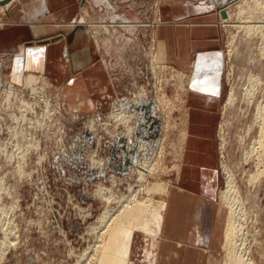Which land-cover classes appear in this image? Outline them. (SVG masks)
<instances>
[{
    "label": "rangeland",
    "instance_id": "1",
    "mask_svg": "<svg viewBox=\"0 0 264 264\" xmlns=\"http://www.w3.org/2000/svg\"><path fill=\"white\" fill-rule=\"evenodd\" d=\"M162 1L132 0V7L139 15L138 21L129 23L133 34H118L115 31H120L113 27L106 32L105 25L91 22L95 39H105L121 101L114 104L116 98L94 113L78 111L77 106L69 107L45 74L26 73L20 75L21 80L14 79L6 60L0 58V247L2 243L4 247L8 245V258L2 264H75L78 254L94 243L95 235L89 234V228L97 223L107 206L106 201L95 194L99 185L110 187L113 197L118 200L121 195H127L126 211L136 203L145 207L144 204L150 201L146 207L152 203L151 206L145 208L151 216L166 200L165 195L150 190L154 183L170 187L177 175L184 141L181 87L185 88V78L181 85L178 78L171 80V73L165 69L160 73L155 90L157 80L151 67V53L155 52L152 34L159 24ZM225 7L226 10L230 8L231 20L222 17L220 21L227 55L226 95L218 125L220 150L221 122L231 142L227 144L226 155L220 156L224 178L220 200L227 208L226 229L234 224L236 231L230 242L225 237L223 246L229 242L244 264H264V172L257 184L249 185L247 181L249 173L256 169L254 157L261 154L263 161L259 168L264 171V152L261 153L258 144L255 145L257 155L250 160L252 164L243 157L244 150L259 136V126L253 121L257 117V105L264 103V81L252 76L259 75V71L252 72L256 69L252 68L256 62L253 56L257 53L261 57L260 47L264 45V40L254 31L264 20V0H233ZM4 9L0 7V27L7 23L2 17ZM259 29L263 32L264 26ZM157 54L162 62L165 61L160 58L158 48ZM28 75L36 77L31 85L26 83ZM232 89L237 93V100L230 104ZM142 90H146L144 97L148 100L154 102L155 99L153 115L158 118L155 120L160 124V133L156 138L150 134L147 139L141 138L142 142L151 145L148 150L133 155L122 149L124 127L117 128L113 121L107 124L116 106H128L136 111L131 107L132 103L135 105L132 99ZM159 97L164 101L158 102ZM239 117L242 119L237 120ZM94 119L96 126L92 128L90 122ZM249 120L254 127L247 138L246 130L252 126ZM236 136L246 139L239 138L236 144ZM114 155L122 160H114ZM126 156L135 163L140 160L150 162L151 170L145 183L141 184L139 180V169L125 166ZM92 158L105 161L104 169L98 171L99 168L92 167ZM229 173L235 176L242 193L233 205L232 199H229V205L226 203L231 195L223 193L227 189ZM114 180L123 183L118 185ZM113 202L109 204L112 207L121 205L117 200ZM120 207L116 209L119 211L116 216L124 210ZM148 236L136 229L131 255L134 264H147L148 253L155 250L156 240L152 241ZM71 249L73 254H69ZM158 253L159 245L155 259ZM226 256L224 249L215 264H225Z\"/></svg>",
    "mask_w": 264,
    "mask_h": 264
},
{
    "label": "crops",
    "instance_id": "2",
    "mask_svg": "<svg viewBox=\"0 0 264 264\" xmlns=\"http://www.w3.org/2000/svg\"><path fill=\"white\" fill-rule=\"evenodd\" d=\"M232 1L164 0L152 34L155 53L158 48L165 61L158 60L175 66L185 78L184 141L157 242L162 254L171 253L169 264H199L203 252L219 253L225 242L218 125L226 95L227 55L220 10ZM132 4L13 0L4 7L7 23L0 27V58L14 79L26 73L47 75L65 103L78 111L94 113L116 98L114 104L121 102L105 39H95L91 22L117 28L124 36L133 34L129 23L139 15ZM149 130L144 128V133Z\"/></svg>",
    "mask_w": 264,
    "mask_h": 264
},
{
    "label": "bare ground",
    "instance_id": "3",
    "mask_svg": "<svg viewBox=\"0 0 264 264\" xmlns=\"http://www.w3.org/2000/svg\"><path fill=\"white\" fill-rule=\"evenodd\" d=\"M0 1H2V0H0ZM12 1L13 0H11L8 4L2 5L0 7H7L11 4ZM229 10H230V8L226 10V7H224V9H221V15H222L223 11L227 12L226 17L222 16L224 19L227 18V20L228 19L231 20V14L229 13ZM263 26H264V20L262 21V25L260 23H258L257 27L254 30L256 33H258L260 35L262 40H264V31L263 32L260 31L259 28L263 27ZM109 29H110V27H106V32H110ZM115 32L118 33V31H115ZM104 33H105V30H104ZM154 46H155V41H154ZM151 54H152L151 55L152 72L154 74L155 81L157 80L155 82L156 83L155 90H157L156 86L159 83L158 79H159V76L161 75L160 73L165 71V69H167V71L169 73H171V77H172L171 80H173L174 78H178L181 82V85H182V80L184 79L183 74L180 73L175 66L168 64V63H162L161 61H159L157 54L154 52V50L152 51ZM256 55H257V53H256ZM256 55L254 54V56H253V60H255L256 62H255V65L252 66V68H256V69L253 70L252 72L257 73L256 71H259V73H258L259 75L252 74V76L253 77L255 76V78L258 81L259 80L264 81V70H263V68H264V45L262 47H260V54L259 55L261 57H259L258 55L256 56ZM35 79H36V77L34 75H28L26 77V83L28 85H31L35 82ZM181 88H183V85ZM159 91H160V85H159L158 92ZM145 93H146V90H142V91H140V93L137 97L138 99L137 98L132 99L133 102L135 103V105H133V103H132L131 107L136 109L137 112L129 109L128 106H116L109 116L110 120H109L107 125H109L111 123V121H113L117 124L116 125L117 128L119 126L124 127V132H125L124 134L125 135L122 137L125 140H124V142L122 141V146L123 145L127 146L128 152L125 150H124V152L129 153V154L130 153L132 154L131 149L132 148L134 149L135 146H138V150L136 151L138 154L140 153V151H146L149 149V145H151V144L149 142H142V140H141V138H145V139L148 138V135H145V133H144V128L150 129L147 134H150L149 136L153 137V138L155 135L157 137L160 133V124L158 125V121H156V120H158V118L153 115L154 112H153L152 107H153V104L155 102V99H154V102L151 99L149 101H147L148 98L144 97ZM236 97H237V93L234 91V89H232V92L229 95V103L230 104L235 103V101L237 100ZM262 97H264V96H262ZM162 101H164V100H161L159 97L158 102H162ZM46 105H48V102L46 103ZM140 113H142V114H140ZM234 116H233V118H234ZM239 118L240 119H237V120L242 119L241 117H239ZM146 119H147V121H146ZM246 119H247V117H246ZM254 119H255V121H253V122L258 124L260 131H259V136L255 137L253 144L248 146L244 150V154H243L244 156L243 157L245 158V161L247 163L251 162L250 160L253 158V155H257V151L255 150V145L259 144L261 146V149H262L261 153L264 152V103L260 102L257 105V117ZM254 119H252V120H254ZM144 120H145V122L142 123ZM249 121H251V120H249ZM150 123L153 124V125H151L152 128L150 127ZM156 123H157V126H156ZM251 124H252V121H251ZM95 126H96L95 119L91 120L90 127L94 128ZM219 127H220L219 132H220V136H221V140H222V142L220 143V145H221L220 156L224 157V155H226L227 144H229L231 142V140L229 142L230 137H228L227 132H225L223 122H221V125ZM252 127H254V124H252V126L247 128V130H246L247 138L249 137V135H251V132L253 129ZM151 130H153V132ZM116 134L118 135V132ZM239 138L243 141H245V139H246L244 136H242V137L236 136V141H237L236 144L239 143ZM222 145H224V147H222ZM113 158H114V160L115 159L122 160L117 155H114ZM254 158L256 160L255 161L256 169L253 172L249 173V176L247 177V181H248L249 185L257 184L260 176L264 172L263 170H261L259 168L261 166L262 161H263V154L258 155L257 157H254ZM125 160L132 161L130 156H126ZM133 163H134V165H133ZM133 163L130 165H125V166H127V167L128 166H135L137 169H139V180L141 181V184L145 183L147 173L150 172V170H151V166L149 165L150 162L140 160L139 163H135V162H133ZM92 164H93L92 167L99 168L98 171L103 170L104 167L106 166L105 161H103L102 159H97V158H92ZM251 164H252V162H251ZM111 166L113 169H116L114 164H112ZM104 173L105 172L102 171V174H104ZM228 176H229V178L227 181V189L223 193L226 196H228V194L231 195V197L228 196V199L226 200V203L229 205V199H232L231 204L235 203L236 201L240 200L239 195L242 193H241V189H240L239 185L237 184V180H234L235 176L231 173H229ZM114 183L116 184L117 181L114 180ZM122 183H123L122 181L121 182L119 181V183H117V184L120 185ZM131 190H132V188H131ZM152 191L156 192V193H160L162 195H165L166 200L161 203V205L159 206V209L155 210V213L153 215L149 216V215H147V209L146 208H149V206H151L152 203L149 204L147 207H146V205L150 201H147L148 203L145 202L146 204H144V205L146 208L141 206V205L139 206L137 203H136L137 204L136 205L134 202L133 203V205L135 204L134 207L131 206L133 208L126 211L125 207L127 206V204L125 203L126 204L125 205L124 202H129V198L127 199V195L126 196L121 195V197H119L120 199L118 200L116 197L115 198L113 197L114 196L113 191L111 193L110 187H106L104 185H99L97 187V189L95 190V194L100 196V198L102 197L104 199V201H106L107 206L104 209V212H102L101 215L97 218V223L95 225H92L89 228L90 229L89 234L95 235L94 243L91 246L86 247L82 253L78 254V256H77L78 259L76 260L75 264H134L131 260V255H132V250H133L132 246H133V242H134L136 229H140V230L146 232V234L149 235L148 237H150L152 239V241L156 240L154 242L155 243V247H154L155 250L153 251V253H148L149 257L148 256L147 257L149 258V260H148L147 264H169L170 263L169 258H170L171 253L162 254L160 251V248H161L160 245H159L158 258L155 259V257L157 255V250H158V243L157 242L160 241L159 237L161 236L162 229H163L165 210H166L167 201H168L167 197H168L169 192H170V187L166 184H163V183H154V186L151 188L150 192H152ZM130 194H128V195H130ZM133 194H134V192H133ZM133 194H132V197H133ZM132 197L130 195V198H132ZM150 198L148 200H150ZM168 199H169V197H168ZM114 200H117V202L119 201L121 204L120 206L124 208V210L122 212H120V215H117V216H116V212H117L116 209H119L118 207H120V206L117 205L118 207H115V206L112 207L111 205H109ZM136 200H137V198H136ZM141 200H144V198L143 199L141 198ZM139 202L140 201L138 198V203ZM224 202H225V200H224ZM142 204H143V201H142ZM121 207H120V209H121ZM153 207H155V206H153ZM86 214H87V212H86ZM88 216L89 215H87L86 217H88ZM235 231H236V226L234 224L230 225V227L228 229H226L225 237H227V239H229V242L231 240L230 237L235 233ZM229 242L225 243L224 246L222 244V248L220 249L219 253H213V254L207 255V253L203 252V254H201L199 264H215V263H217L218 262V256L220 255V253H222V251L224 249L227 250V256L225 258V260H226L225 264H244L243 258L235 255L233 246L229 245L230 244ZM7 250H8V245L6 244L4 247V244L2 243V245L0 247V264H2L3 262H5L7 260V258H8L7 257V254H8ZM69 254H73L72 249H71V252L69 251ZM153 259H155L154 263L152 262Z\"/></svg>",
    "mask_w": 264,
    "mask_h": 264
},
{
    "label": "water",
    "instance_id": "4",
    "mask_svg": "<svg viewBox=\"0 0 264 264\" xmlns=\"http://www.w3.org/2000/svg\"><path fill=\"white\" fill-rule=\"evenodd\" d=\"M10 1H11V0H2V1H0V6L5 5V4H8ZM222 16H223V17H226V16H227V12H226V11H223V12H222ZM155 137H156V135L154 136V138H155ZM124 140H125V139L122 137V138H121V141L124 142ZM122 148H123V150H125V151L128 152V148H127L126 145H123ZM131 150H132V151H131L132 154H133V155H136V154H137L136 151L138 150V146H135L134 149L132 148ZM113 159H114V158H113ZM132 163H133L132 161H130V160H126V165H130V164H132ZM133 165H134V163H133Z\"/></svg>",
    "mask_w": 264,
    "mask_h": 264
}]
</instances>
